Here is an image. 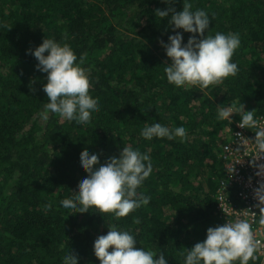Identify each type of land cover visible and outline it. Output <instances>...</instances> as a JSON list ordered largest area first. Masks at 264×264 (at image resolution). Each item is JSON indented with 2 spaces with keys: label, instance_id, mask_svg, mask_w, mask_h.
Listing matches in <instances>:
<instances>
[{
  "label": "trees",
  "instance_id": "trees-1",
  "mask_svg": "<svg viewBox=\"0 0 264 264\" xmlns=\"http://www.w3.org/2000/svg\"><path fill=\"white\" fill-rule=\"evenodd\" d=\"M189 2L211 19L205 35L241 40L232 57L237 75L207 90L177 88L164 73L171 61L160 41L174 33L156 10L181 11L183 0H0V264H63L71 252L79 264H99L93 244L108 224L130 231L136 247L162 252L168 264H184L187 249L224 224L217 201L224 182L225 196L238 200L222 150L241 115L218 120L217 106L264 115V0ZM45 38L68 43L83 59L100 106L90 124L58 114L40 119L47 74L26 52ZM155 123L182 126L188 138L145 140L142 129ZM125 146L150 157L153 172L139 189L150 204L119 219L63 209L60 201L87 176L81 154L97 153L103 164Z\"/></svg>",
  "mask_w": 264,
  "mask_h": 264
},
{
  "label": "clouds",
  "instance_id": "clouds-1",
  "mask_svg": "<svg viewBox=\"0 0 264 264\" xmlns=\"http://www.w3.org/2000/svg\"><path fill=\"white\" fill-rule=\"evenodd\" d=\"M161 2L171 5L175 0ZM156 14L167 18L174 33L168 36L167 43L160 41L171 61L164 67L169 84L185 90L192 87L207 90L237 75L238 65L232 57L241 45L238 33L205 35L210 29L211 19L206 11L193 10L189 0H183L181 11L168 7L165 10L157 9ZM181 29L182 32L178 31ZM184 33L192 34L186 43ZM26 54L38 61L35 65L37 71L47 74L42 90L48 102L39 113L40 119L47 121L50 114H58L67 121L90 124L91 118L100 111V106L89 95L91 84L87 71L81 66L83 59H78L68 43L55 38H45L35 49H28ZM237 112L241 115L240 128H260L254 118V110L246 111L243 105L239 109L232 105L217 106V119L231 121L232 114ZM140 135L148 141L153 138H167L170 141L179 138L185 142L188 138L184 127L170 129L161 123L146 125ZM254 140L257 149L264 155V128H260ZM79 160L87 176L73 192V197L60 201L63 209L74 215L93 210L102 216L110 214L119 219L150 204V197L139 191L153 172L147 153L125 146L118 157H109L103 164L100 163L99 154L87 151L81 154ZM260 199H264V195ZM261 223H264V219ZM136 245L137 239L130 231L108 224L107 234L95 239L93 252L99 264H168L162 252L146 251ZM259 250L260 242L254 239L248 220L237 218L234 222L209 227L206 238L187 249L184 264H249L250 261L255 264ZM63 264H79V257L72 252L66 254Z\"/></svg>",
  "mask_w": 264,
  "mask_h": 264
},
{
  "label": "built area",
  "instance_id": "built-area-1",
  "mask_svg": "<svg viewBox=\"0 0 264 264\" xmlns=\"http://www.w3.org/2000/svg\"><path fill=\"white\" fill-rule=\"evenodd\" d=\"M255 119L260 128H264V115ZM239 121L234 122L232 141L225 144L222 150L228 184L236 189L238 203L225 196L224 182L217 195L218 211L224 223L234 222L237 218L248 220L254 239L260 242L258 259L264 264V223H261L264 219V199H260L264 195V188H261L264 185V155L259 152L254 140L260 128H240Z\"/></svg>",
  "mask_w": 264,
  "mask_h": 264
},
{
  "label": "rangeland",
  "instance_id": "rangeland-1",
  "mask_svg": "<svg viewBox=\"0 0 264 264\" xmlns=\"http://www.w3.org/2000/svg\"><path fill=\"white\" fill-rule=\"evenodd\" d=\"M246 111H252L250 108H246Z\"/></svg>",
  "mask_w": 264,
  "mask_h": 264
},
{
  "label": "crops",
  "instance_id": "crops-1",
  "mask_svg": "<svg viewBox=\"0 0 264 264\" xmlns=\"http://www.w3.org/2000/svg\"><path fill=\"white\" fill-rule=\"evenodd\" d=\"M231 119L233 120V114H232V116H231ZM234 121V120H233ZM236 122V121H235ZM234 129V128H233Z\"/></svg>",
  "mask_w": 264,
  "mask_h": 264
}]
</instances>
